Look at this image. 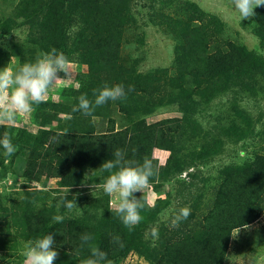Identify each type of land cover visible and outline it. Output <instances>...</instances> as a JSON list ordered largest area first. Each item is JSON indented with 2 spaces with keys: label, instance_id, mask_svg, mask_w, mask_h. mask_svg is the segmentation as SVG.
Returning <instances> with one entry per match:
<instances>
[{
  "label": "trees",
  "instance_id": "obj_1",
  "mask_svg": "<svg viewBox=\"0 0 264 264\" xmlns=\"http://www.w3.org/2000/svg\"><path fill=\"white\" fill-rule=\"evenodd\" d=\"M140 1L149 4L157 27L168 22L180 27L170 77L136 75L122 60L134 5ZM165 8L174 16L163 13ZM255 13L254 31L264 44V6ZM12 14L0 20V39L14 38L18 29L28 28L26 38L8 54L19 60V66L55 47L70 64L79 65V72L62 91L71 104L44 100L33 106L36 136L15 126H0V137L9 131L17 147L9 157L0 146V178L19 155H27L23 178L28 185L18 198L0 194V264H23L28 242L47 234L54 235L53 248L59 253L54 264H81L90 256L88 247H81L83 233L93 234L112 264L132 253L150 264H226L234 232L264 215V153L251 155L243 165L225 167L203 207L193 195L196 185H184L186 190L176 197L181 199L180 208L188 206L191 211L178 228L167 227L171 217L164 220L171 195L163 184L213 161L225 152L226 140L238 141L254 132L253 119L245 113L231 119L228 128L204 125L199 115L220 95L260 87L264 58L233 39L222 40L217 34L224 23L193 0H20ZM4 55L0 49V60L6 59ZM105 83H122L126 92L133 86L134 91L124 101L97 107L92 117L73 112L80 95L94 100L93 90ZM164 107H176L181 117L148 121ZM117 148L126 159L142 163L147 156L154 165L155 149L169 152L167 163L158 165V176L149 182L167 197L151 207L146 195H140L146 203L132 230L110 209L109 196L100 187L109 173L99 169ZM52 181L59 182L52 186ZM66 200L77 207L69 211ZM56 215L63 222L54 221ZM114 237L120 242H113Z\"/></svg>",
  "mask_w": 264,
  "mask_h": 264
},
{
  "label": "rangeland",
  "instance_id": "obj_2",
  "mask_svg": "<svg viewBox=\"0 0 264 264\" xmlns=\"http://www.w3.org/2000/svg\"><path fill=\"white\" fill-rule=\"evenodd\" d=\"M19 1L0 0V20L4 21L10 18ZM193 2L197 3L207 14L219 18L224 23V27H220V32L217 34L223 38L222 40H226L225 38L233 39L264 58V44L254 31L255 16L241 19L239 12L232 4V0H193ZM148 6L149 4L145 1H140L134 5L133 27L129 31L128 41L122 53V60L126 66L134 70L136 75L147 77L156 74H168V77H170L174 71L173 61L180 44L179 39L181 40L180 27L176 24H170V22L163 27H157L152 19V11ZM163 13L174 16L170 8H165ZM27 35L28 28L26 29V26H24L16 31L14 38L7 35L0 39V49L3 54L6 53L4 55L6 59L0 60V69L9 64L13 70L18 68L19 60L14 57L10 58L8 54L12 46L18 43L19 40H24ZM81 68H85L84 71L87 69L86 66H81ZM77 71L79 72V65L70 64L69 76L63 72L59 73L64 79L58 80L49 89L45 100L71 104L70 99L64 97L62 91L65 87L73 84ZM243 113L253 119L255 124L253 133L244 139H238V141L226 140L225 152L218 155L213 161L206 165L201 164L199 168H190L163 184L165 191L171 195V204L164 212L166 214L164 220L172 217L180 208L181 199L176 196L183 189L186 190L184 185H189L191 182L196 185L193 195L196 196L203 207L210 199L212 189L220 182V174L225 167L243 165L251 155L257 152L264 153V81L255 90H246L239 94L230 92L227 95L223 94L216 97L201 112L199 119L204 125L213 124L215 128L218 126L228 128L229 121ZM33 115L34 110L26 114L21 113L11 126L25 129L36 136L38 127L35 124ZM176 117H181V113L178 112L176 107H164L149 117L148 121L155 122ZM260 119L261 121H259ZM216 132L221 134L222 130L218 129ZM168 157V151L163 149L154 150L153 159L157 160L158 165H165ZM26 162L27 155H19L14 166L8 169L6 175L1 176L0 194L18 198V193L28 186L23 178ZM194 175L197 176L196 179L193 177ZM58 182L52 181L51 185L57 186ZM33 186H36V184ZM134 195L138 199L140 195H146L147 202L151 207L154 206L158 198L167 197L166 193L157 192L152 183H149L143 192H137ZM117 200L118 197L115 194L109 196L110 204ZM112 209L114 210V208ZM160 218L162 219V216ZM167 227L172 228L171 226ZM119 264L150 263L136 253H132ZM226 264H264V215L253 225L240 229L239 233L238 230L234 232L231 245L229 244V256Z\"/></svg>",
  "mask_w": 264,
  "mask_h": 264
},
{
  "label": "clouds",
  "instance_id": "obj_3",
  "mask_svg": "<svg viewBox=\"0 0 264 264\" xmlns=\"http://www.w3.org/2000/svg\"><path fill=\"white\" fill-rule=\"evenodd\" d=\"M232 4L239 12L241 19H248L256 15L255 9L264 6V0H232ZM11 63V62H10ZM10 65V64H9ZM6 66L0 69V126L13 125L21 113H30L34 105H39L45 100L49 89L62 78L59 73L63 72L69 76L70 61L63 51L53 47L50 51L37 53L34 62H25L16 70ZM134 91L129 86L126 92L122 83L109 85L105 83L101 88L94 89V100L88 98L87 94L78 97V104L73 106V112H81L84 116L92 117L96 108L107 104L109 101H124L127 93ZM0 146L9 157L17 151L12 142V135L5 131L0 137ZM126 153L117 148L113 152V158L105 161L99 170L109 173L102 181L100 187L110 197L115 194L118 200L110 204L123 225L132 230L142 217L141 210L146 201L138 199L137 192L149 185L150 179L158 176L159 166L154 165L153 160L144 157L143 162L135 159H126ZM93 174V173H92ZM88 175L86 174L85 178ZM36 186L39 187L38 184ZM66 208L71 211L77 207L72 200L65 201ZM190 207L185 206L178 209L171 217L170 226L178 228L190 215ZM56 222H63V217H53ZM152 235H157V229H151ZM240 229L238 230L239 233ZM81 247L87 246L90 256L81 264H112L105 251H102L94 243V236L83 233L80 237ZM113 242L119 243V237H114ZM55 244L54 235L47 234L37 238L34 242L29 241L23 252V264H54L59 253L53 248Z\"/></svg>",
  "mask_w": 264,
  "mask_h": 264
},
{
  "label": "crops",
  "instance_id": "obj_4",
  "mask_svg": "<svg viewBox=\"0 0 264 264\" xmlns=\"http://www.w3.org/2000/svg\"><path fill=\"white\" fill-rule=\"evenodd\" d=\"M72 65V64H71ZM84 69V68H83Z\"/></svg>",
  "mask_w": 264,
  "mask_h": 264
}]
</instances>
